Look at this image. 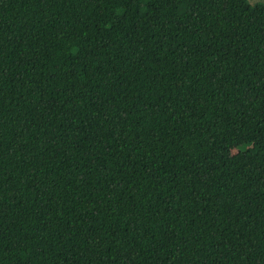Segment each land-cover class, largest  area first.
I'll list each match as a JSON object with an SVG mask.
<instances>
[{
  "label": "trees",
  "instance_id": "trees-1",
  "mask_svg": "<svg viewBox=\"0 0 264 264\" xmlns=\"http://www.w3.org/2000/svg\"><path fill=\"white\" fill-rule=\"evenodd\" d=\"M0 264H264V4L0 0Z\"/></svg>",
  "mask_w": 264,
  "mask_h": 264
},
{
  "label": "rangeland",
  "instance_id": "rangeland-1",
  "mask_svg": "<svg viewBox=\"0 0 264 264\" xmlns=\"http://www.w3.org/2000/svg\"><path fill=\"white\" fill-rule=\"evenodd\" d=\"M252 4L258 3V4H264V0H249ZM237 150H233V153H236Z\"/></svg>",
  "mask_w": 264,
  "mask_h": 264
}]
</instances>
